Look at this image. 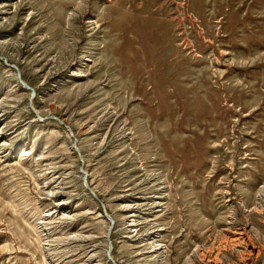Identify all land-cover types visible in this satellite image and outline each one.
Instances as JSON below:
<instances>
[{
    "label": "rangeland",
    "instance_id": "374dc122",
    "mask_svg": "<svg viewBox=\"0 0 264 264\" xmlns=\"http://www.w3.org/2000/svg\"><path fill=\"white\" fill-rule=\"evenodd\" d=\"M262 186L264 0H0V264H264Z\"/></svg>",
    "mask_w": 264,
    "mask_h": 264
},
{
    "label": "bare ground",
    "instance_id": "6f19581e",
    "mask_svg": "<svg viewBox=\"0 0 264 264\" xmlns=\"http://www.w3.org/2000/svg\"><path fill=\"white\" fill-rule=\"evenodd\" d=\"M263 193H264V186H262L259 190H258V193H257V195H256V199L257 200H260L261 198H262V196H263ZM262 200V199H261ZM63 203V201H59L58 203H57V205H60V204H62ZM133 206L134 205H131V204H128L127 206H125V208H127V209H132V212L134 211L133 210ZM57 210V209H56ZM134 215V214H133ZM133 215H130V216H133ZM135 223V219H132V220H130V222H129V225H133Z\"/></svg>",
    "mask_w": 264,
    "mask_h": 264
}]
</instances>
